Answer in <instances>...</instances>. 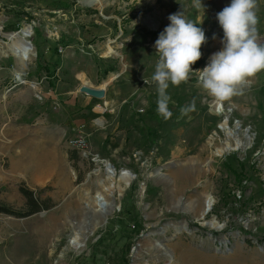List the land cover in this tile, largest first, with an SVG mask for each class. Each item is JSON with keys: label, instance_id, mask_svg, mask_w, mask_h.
<instances>
[{"label": "rangeland", "instance_id": "1", "mask_svg": "<svg viewBox=\"0 0 264 264\" xmlns=\"http://www.w3.org/2000/svg\"><path fill=\"white\" fill-rule=\"evenodd\" d=\"M100 2L0 0L1 49L8 34L30 26L35 50L22 81L16 57L0 53V206L27 213L21 189L49 205L28 217L0 213V264H264V72L221 107L193 72L167 90L168 120L157 113L151 79L155 41L171 14L182 9L204 30L202 57L192 65L202 70L223 47L216 17L231 0H201L199 9L194 0ZM257 14L264 43V0ZM83 72L89 80L75 82ZM70 89L72 103L61 95ZM193 101L196 111L181 117ZM226 119L242 146L219 154L236 145L221 129ZM76 136L86 141V157L69 145ZM106 163L134 177L111 197ZM98 193L114 205L103 214ZM208 195L214 205L205 221L223 230L201 224Z\"/></svg>", "mask_w": 264, "mask_h": 264}, {"label": "clouds", "instance_id": "2", "mask_svg": "<svg viewBox=\"0 0 264 264\" xmlns=\"http://www.w3.org/2000/svg\"><path fill=\"white\" fill-rule=\"evenodd\" d=\"M194 6L203 7L201 0H194ZM257 12L258 0H231L218 12L223 47L202 70L196 71L192 65L201 59V47L207 42L204 30L187 19L182 9L168 17L170 24L155 41L158 61L151 77L157 85V113L162 118L168 120L173 115L169 105L174 102L167 91L170 85L187 83L193 72H198L199 85L217 102H229L242 95L257 74L264 72V43L260 42ZM194 111L193 101L182 107L180 114L183 117Z\"/></svg>", "mask_w": 264, "mask_h": 264}, {"label": "bare ground", "instance_id": "3", "mask_svg": "<svg viewBox=\"0 0 264 264\" xmlns=\"http://www.w3.org/2000/svg\"><path fill=\"white\" fill-rule=\"evenodd\" d=\"M99 2H100V0H87L88 5H96V4H99ZM1 30H2V28L0 27V34H1ZM32 30L33 29L30 26H27L21 30L19 35L8 34L7 38L11 42L5 43L6 49H4V50H2L1 46H0V53L6 54L7 52H11L16 57L17 62L20 64V71H18L16 73V76L19 77L20 79L24 76V70H25L26 62L31 59V56L35 55V50H34L32 44H30V42L28 41V38H30L32 35V32H33ZM110 52H112V50H110ZM86 86H88V85H86ZM86 86H84V87H86ZM86 88L91 89L89 87H86ZM92 90L103 91L104 89H99V90L92 89ZM217 105L219 107H221L220 102H218ZM221 129L225 131L228 140L233 139V138L236 139V145H235V147L227 146L223 150L218 151L219 154H223L224 152H230V151L238 150L242 146V143L236 138V132L228 129L226 121H224V123L222 124ZM248 147H249V145L247 144L246 148H248ZM105 166H106V172H107L108 180L110 183H109V186H107V187L104 186V183H102V185L104 186L105 191L108 192V196L111 197L116 190L121 192L124 188L128 187L134 177L128 171L122 172L119 176H117L115 169L111 165H109V163H106ZM121 182L124 183V186H121V184H120ZM94 204L97 208L96 211L101 213V214L108 212V210H110L112 207H114L112 202H110L108 200V197L102 193H98V195L95 197ZM213 205H214L213 198L209 195L206 196L204 204H203V209H202L201 213L199 214V219L202 220L201 224L203 226H207V227L214 229V230H223L225 226L219 224L217 221H215V220H212L209 222L205 221V217L207 215V209H210ZM180 229L188 231L186 224H182ZM73 245L75 248H82L81 239L79 237L74 238Z\"/></svg>", "mask_w": 264, "mask_h": 264}, {"label": "trees", "instance_id": "4", "mask_svg": "<svg viewBox=\"0 0 264 264\" xmlns=\"http://www.w3.org/2000/svg\"><path fill=\"white\" fill-rule=\"evenodd\" d=\"M22 194L25 196V198L28 201L29 208L30 210L27 213H21L18 211H15L13 209H10L5 206H0V213L8 214V215H13L17 217H28L33 214H36L40 212L41 210H48L49 205L47 201H41L37 198H35L33 192H31L28 189H21Z\"/></svg>", "mask_w": 264, "mask_h": 264}, {"label": "crops", "instance_id": "5", "mask_svg": "<svg viewBox=\"0 0 264 264\" xmlns=\"http://www.w3.org/2000/svg\"><path fill=\"white\" fill-rule=\"evenodd\" d=\"M3 76V75H2ZM77 79H79V80H81L82 81V79H84V80H89V78L87 77V75L83 72V73H80V74H78L77 76H75V79H74V81L76 82V80ZM3 79H0V87L2 86V81ZM90 87H92V86H90ZM1 89V88H0ZM14 93V92H13ZM6 94V92H4V91H2V90H0V101L1 100H3L4 98H5V95ZM76 94V93H75ZM61 95H64L63 97H65L64 99H69L70 101H69V103L71 102L72 103V100L73 99H71V97L72 98H74V100L77 98V96L76 95H73V90L72 89H70L69 91H66V92H63V93H61ZM69 96V95H71L69 98H67L66 96ZM63 97H61L62 99H63ZM6 134H9V132H7ZM12 134V136H14L15 134L14 133H11ZM76 150V149H75Z\"/></svg>", "mask_w": 264, "mask_h": 264}, {"label": "built area", "instance_id": "6", "mask_svg": "<svg viewBox=\"0 0 264 264\" xmlns=\"http://www.w3.org/2000/svg\"><path fill=\"white\" fill-rule=\"evenodd\" d=\"M16 80L22 81V79H20L19 77H16ZM69 145L72 148L78 150L79 152H82L85 157H86V155H88V151L86 149V141L84 140L83 137H81V136L77 137L76 136L73 139L70 138L69 139Z\"/></svg>", "mask_w": 264, "mask_h": 264}, {"label": "water", "instance_id": "7", "mask_svg": "<svg viewBox=\"0 0 264 264\" xmlns=\"http://www.w3.org/2000/svg\"><path fill=\"white\" fill-rule=\"evenodd\" d=\"M21 31H19L18 33H20ZM82 92L92 96V97H95L97 99H103L105 97V90L103 91H94L92 89H88L86 87H82L80 89ZM226 123H227V119L225 120ZM209 209H207V212H208ZM187 225V224H186ZM163 230V229H162ZM162 230L159 232V234H163Z\"/></svg>", "mask_w": 264, "mask_h": 264}]
</instances>
